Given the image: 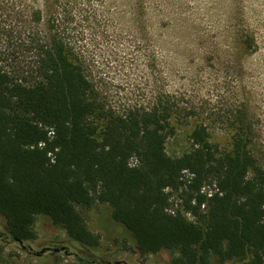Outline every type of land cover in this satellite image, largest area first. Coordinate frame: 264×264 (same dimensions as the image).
I'll list each match as a JSON object with an SVG mask.
<instances>
[{
    "label": "trees",
    "instance_id": "obj_1",
    "mask_svg": "<svg viewBox=\"0 0 264 264\" xmlns=\"http://www.w3.org/2000/svg\"><path fill=\"white\" fill-rule=\"evenodd\" d=\"M0 4L32 22L25 41L34 50L31 78L0 64V215L7 227L1 241L34 240L35 218L45 215L90 252L100 236L77 208L102 203L140 254L166 250L171 264H264V166L252 151L244 111L227 145L211 142L198 123L188 149L170 155L174 123L186 122L191 110L168 94L114 110L102 102L64 32L55 23L44 34L38 30L41 8L27 15L16 0ZM243 42L254 45L252 38Z\"/></svg>",
    "mask_w": 264,
    "mask_h": 264
},
{
    "label": "rangeland",
    "instance_id": "obj_2",
    "mask_svg": "<svg viewBox=\"0 0 264 264\" xmlns=\"http://www.w3.org/2000/svg\"><path fill=\"white\" fill-rule=\"evenodd\" d=\"M16 4L27 15L41 8L37 25L42 34L54 23V30L64 32L107 106L125 112L168 94L186 112L191 110L186 122L174 123V134L166 143L168 154L188 149V135L198 123L207 127L211 142L227 145L238 113L244 111L252 127V151L264 166V0H16ZM11 15L0 4V64L16 77L31 78L34 50L25 40L32 22L28 18L24 24L22 17ZM246 38L253 39L252 47L243 42ZM211 188L206 186L205 191ZM173 201L177 207L178 200ZM77 209L100 236L96 248L85 252L47 216L37 215L34 240L19 244L0 240V264H78L76 254L107 264H171L166 250L140 254L107 204ZM6 231L0 215V233ZM53 248L58 250L50 253Z\"/></svg>",
    "mask_w": 264,
    "mask_h": 264
},
{
    "label": "water",
    "instance_id": "obj_3",
    "mask_svg": "<svg viewBox=\"0 0 264 264\" xmlns=\"http://www.w3.org/2000/svg\"><path fill=\"white\" fill-rule=\"evenodd\" d=\"M58 249L57 248H53V251H57Z\"/></svg>",
    "mask_w": 264,
    "mask_h": 264
}]
</instances>
